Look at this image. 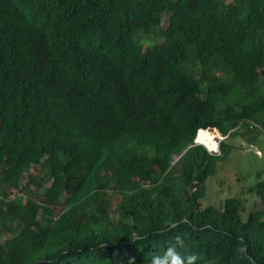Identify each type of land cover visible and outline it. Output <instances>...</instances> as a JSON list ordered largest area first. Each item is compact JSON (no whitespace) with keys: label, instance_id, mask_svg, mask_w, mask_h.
Returning <instances> with one entry per match:
<instances>
[{"label":"trees","instance_id":"obj_1","mask_svg":"<svg viewBox=\"0 0 264 264\" xmlns=\"http://www.w3.org/2000/svg\"><path fill=\"white\" fill-rule=\"evenodd\" d=\"M263 133L264 0H0V264H264V209L200 202Z\"/></svg>","mask_w":264,"mask_h":264},{"label":"rangeland","instance_id":"obj_2","mask_svg":"<svg viewBox=\"0 0 264 264\" xmlns=\"http://www.w3.org/2000/svg\"><path fill=\"white\" fill-rule=\"evenodd\" d=\"M209 134L219 146L223 140L221 134L216 130L209 131ZM227 141L235 150L227 161L218 165L216 174L208 179L206 196L200 202L203 207L214 206L222 209L226 199L240 198L243 200L242 219L245 222L251 211L264 209L257 196L250 191L259 180V175L264 179V133L258 137L255 144H251L242 136ZM177 160L178 157L175 158V161ZM118 207L117 202L115 209Z\"/></svg>","mask_w":264,"mask_h":264},{"label":"clouds","instance_id":"obj_3","mask_svg":"<svg viewBox=\"0 0 264 264\" xmlns=\"http://www.w3.org/2000/svg\"><path fill=\"white\" fill-rule=\"evenodd\" d=\"M214 130L219 132V130H217V129H214ZM207 131H213V130H207ZM197 135H198V133H197ZM197 135H196V138H197ZM204 135L205 134L203 132H201L200 133V137L197 138V141H196V138H195V143L203 145L210 153L212 151L217 150V144L215 142H213L212 136H208L207 137V140L210 142L208 145H204V144L200 143L201 142V138H203ZM222 137H223L222 141L226 140V138H227V137H224V136H222ZM220 143H219V146H218V150L214 152L215 155H220ZM214 153H211V154H214ZM14 195H16V193H14ZM177 226L178 225L175 222H171V221L168 222V229L169 230L174 229ZM174 240H175V243L170 244L169 247L163 252V254H154V255H152L151 260L148 261V264H196V261L199 259V257L195 253L182 255L177 250V246L183 247L184 241H183L182 237L179 234H177L174 237ZM239 241H240L241 246L238 247L236 249V251L241 253V254H244V253H246V245H243V237H240ZM129 264H135V258L134 257L130 258Z\"/></svg>","mask_w":264,"mask_h":264},{"label":"bare ground","instance_id":"obj_4","mask_svg":"<svg viewBox=\"0 0 264 264\" xmlns=\"http://www.w3.org/2000/svg\"><path fill=\"white\" fill-rule=\"evenodd\" d=\"M206 133V132H205ZM208 136H212V135H204V137L203 138H201V142L200 143H202V144H204V145H208L210 142L207 140V137ZM212 138H213V136H212ZM197 141V140H196ZM213 142H215L214 140H213ZM216 143V142H215ZM217 144V143H216ZM217 149H218V145H217ZM216 151V150H215Z\"/></svg>","mask_w":264,"mask_h":264}]
</instances>
